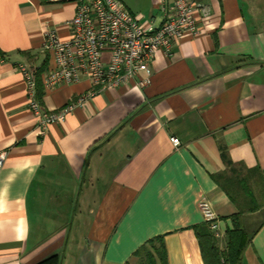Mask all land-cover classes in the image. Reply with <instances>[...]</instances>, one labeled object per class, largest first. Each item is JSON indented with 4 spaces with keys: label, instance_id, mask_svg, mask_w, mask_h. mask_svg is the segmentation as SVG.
I'll list each match as a JSON object with an SVG mask.
<instances>
[{
    "label": "crops",
    "instance_id": "0c3cea01",
    "mask_svg": "<svg viewBox=\"0 0 264 264\" xmlns=\"http://www.w3.org/2000/svg\"><path fill=\"white\" fill-rule=\"evenodd\" d=\"M122 1L143 28L161 25L159 0ZM197 1L210 12L199 37L94 92L89 81L42 85L45 33L71 39L76 0H0V264H141L157 237L166 264H205L204 199L220 248L242 213L255 233L244 264H264V0ZM22 66L48 111L92 98L43 135Z\"/></svg>",
    "mask_w": 264,
    "mask_h": 264
},
{
    "label": "built area",
    "instance_id": "2783aa9c",
    "mask_svg": "<svg viewBox=\"0 0 264 264\" xmlns=\"http://www.w3.org/2000/svg\"><path fill=\"white\" fill-rule=\"evenodd\" d=\"M159 1L161 25L143 28L122 0H76L77 14L64 25L71 39L63 41L56 29L45 33V51L52 56L53 66L44 74L42 85L52 90L89 81L94 92L124 87L150 70L155 53L161 51L170 57L182 39L201 35L200 18L209 16L207 6L197 0ZM106 54L108 62L104 60ZM21 71L27 81L29 108L43 135L52 125L66 123L74 109L92 98L83 96L59 110L48 111L38 98L36 72L27 66H22ZM172 142L176 148L182 146L178 138H172ZM8 157L9 152H0V174ZM200 210L211 231H218L217 213L210 201L202 200Z\"/></svg>",
    "mask_w": 264,
    "mask_h": 264
},
{
    "label": "trees",
    "instance_id": "16d2710c",
    "mask_svg": "<svg viewBox=\"0 0 264 264\" xmlns=\"http://www.w3.org/2000/svg\"><path fill=\"white\" fill-rule=\"evenodd\" d=\"M39 87L41 89V86ZM233 222H235V227L233 230L228 231L229 241L225 250L220 248L219 239L213 235L208 223H206V226L196 229V234L203 250L205 264H244L245 252L251 244L255 233L248 234L245 230L242 213L233 218ZM164 250V238L157 237L151 240L138 253L141 264H155L156 259H160L162 264H166V251ZM48 264H51V262Z\"/></svg>",
    "mask_w": 264,
    "mask_h": 264
},
{
    "label": "rangeland",
    "instance_id": "374dc122",
    "mask_svg": "<svg viewBox=\"0 0 264 264\" xmlns=\"http://www.w3.org/2000/svg\"><path fill=\"white\" fill-rule=\"evenodd\" d=\"M224 245V242H221Z\"/></svg>",
    "mask_w": 264,
    "mask_h": 264
}]
</instances>
